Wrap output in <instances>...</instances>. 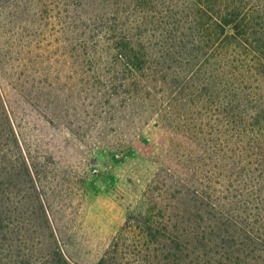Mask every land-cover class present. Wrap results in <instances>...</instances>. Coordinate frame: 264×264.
<instances>
[{
	"label": "rangeland",
	"instance_id": "374dc122",
	"mask_svg": "<svg viewBox=\"0 0 264 264\" xmlns=\"http://www.w3.org/2000/svg\"><path fill=\"white\" fill-rule=\"evenodd\" d=\"M101 12L93 0H11L0 13L12 57L0 74V231L13 258L97 264L133 215L171 214L170 101L127 97L136 86L104 47Z\"/></svg>",
	"mask_w": 264,
	"mask_h": 264
},
{
	"label": "trees",
	"instance_id": "16d2710c",
	"mask_svg": "<svg viewBox=\"0 0 264 264\" xmlns=\"http://www.w3.org/2000/svg\"><path fill=\"white\" fill-rule=\"evenodd\" d=\"M10 1L0 0V13ZM93 2L104 47L136 86L127 97L156 91L170 101L179 177L171 214L133 215L129 236L118 235L97 264H264V0ZM10 51L0 53L2 76ZM4 115L26 168L25 143ZM11 239L0 231V264H71L13 258Z\"/></svg>",
	"mask_w": 264,
	"mask_h": 264
}]
</instances>
